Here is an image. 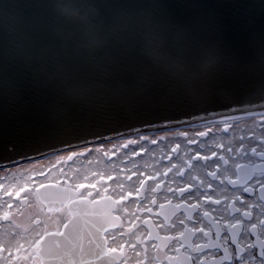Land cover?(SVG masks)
<instances>
[{
  "label": "water",
  "instance_id": "1",
  "mask_svg": "<svg viewBox=\"0 0 264 264\" xmlns=\"http://www.w3.org/2000/svg\"><path fill=\"white\" fill-rule=\"evenodd\" d=\"M263 111L264 0H0V169ZM68 209L43 264H113L106 203Z\"/></svg>",
  "mask_w": 264,
  "mask_h": 264
},
{
  "label": "flooded vegetation",
  "instance_id": "2",
  "mask_svg": "<svg viewBox=\"0 0 264 264\" xmlns=\"http://www.w3.org/2000/svg\"><path fill=\"white\" fill-rule=\"evenodd\" d=\"M206 137L173 142L139 163H101L89 188L66 175L36 187L1 177L0 264L47 263L40 242L63 234L78 200L109 207L116 225L102 236L103 255L113 264H264V125ZM48 185L55 193L40 197Z\"/></svg>",
  "mask_w": 264,
  "mask_h": 264
},
{
  "label": "rangeland",
  "instance_id": "3",
  "mask_svg": "<svg viewBox=\"0 0 264 264\" xmlns=\"http://www.w3.org/2000/svg\"><path fill=\"white\" fill-rule=\"evenodd\" d=\"M237 118L236 121H229L223 126L215 125L219 123L203 124L192 127L185 126L178 130L185 134L183 138H179L178 134L174 133L176 132L174 130L165 132L159 131L146 135H134L122 140L99 142L77 149L64 150L46 157H38L29 160L24 164L0 169V180L1 177H7L9 178V182H11V177H13V180L16 182L24 180L25 186L34 185L33 187H36L40 183L48 180H62L64 175H66L65 178L72 185L75 184L74 182L81 180L79 183L82 182L84 185H88L87 187L89 188L95 176L92 175L91 170L101 165V163L107 164V162L111 161L115 164L126 157L130 158L131 162L136 161L139 163L141 159L137 158L138 156L142 157L144 154L148 153H157V155H160L163 152H167L168 148L166 147L173 145V142L183 144L185 139L193 140L197 139L198 136L199 139H202L206 137V134H203L206 132L209 135L208 138H205L206 141H209L210 138L218 137V139H220L219 136L221 135L222 127H228V129L233 132L237 130L241 131L245 126L248 127L249 130H252L253 128L259 127L261 124L264 125V111L237 116ZM175 135L177 136L175 137ZM240 137L239 135L238 138ZM182 139L184 140L182 141ZM94 159H98V164L94 162ZM58 166L61 168L58 169ZM56 170H58L57 174L55 173ZM71 171H73V174H71ZM107 174L108 173H106V175ZM32 182H35V184H32Z\"/></svg>",
  "mask_w": 264,
  "mask_h": 264
},
{
  "label": "trees",
  "instance_id": "4",
  "mask_svg": "<svg viewBox=\"0 0 264 264\" xmlns=\"http://www.w3.org/2000/svg\"><path fill=\"white\" fill-rule=\"evenodd\" d=\"M95 160V159H94ZM95 162V161H94Z\"/></svg>",
  "mask_w": 264,
  "mask_h": 264
}]
</instances>
